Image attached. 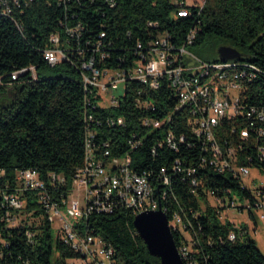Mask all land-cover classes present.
<instances>
[{"label": "trees", "instance_id": "16d2710c", "mask_svg": "<svg viewBox=\"0 0 264 264\" xmlns=\"http://www.w3.org/2000/svg\"><path fill=\"white\" fill-rule=\"evenodd\" d=\"M178 3L114 0L111 7L105 0H32L14 19L0 15V197L2 191L15 186L19 172L31 169L46 181L50 175H59L66 185L62 188H70L86 162V117H124L126 128L94 125L98 141L112 138L113 157L129 154L131 169L148 176L155 195L166 192L160 204L169 218L173 213L182 217L193 239L191 260L195 264H264V253L254 241L241 242L248 237L247 230L222 222L223 209L212 206L208 195L212 192L221 199L236 196L244 201L251 193L232 175L210 164L211 150L205 152V140L194 134L189 124L192 111L181 107L175 88L162 82L159 90L143 94L142 98L154 103L155 111L136 107V92L147 90L137 82L126 87L119 107L108 111L86 107L81 65L92 57L101 71L129 73L137 61L149 55L151 44L160 35H167L174 49L185 45L193 30L196 35L188 50L208 40H225L230 45L224 46L241 53L239 62L253 67L254 79L244 83L243 115L225 119L215 129L216 142L224 149L235 147L239 166L264 173V136L260 134L264 123L252 114L254 109L264 108V0H206L202 9L184 3L182 7L190 11L186 18L177 16ZM77 27L79 38L69 37L67 31ZM56 34L65 43L69 39V51L66 60L52 67L44 52ZM216 62L221 60L206 63ZM50 71L54 77H46ZM59 72L64 76H57ZM221 74H229V68ZM146 117L171 120L155 129L143 126ZM245 129L249 137L243 140ZM169 131L177 138L184 135L186 142L177 139L179 147L172 149L166 141ZM130 141L141 143L132 146ZM98 147L105 150L102 142ZM176 162L180 171L174 169ZM163 168L169 177L166 188L160 187ZM25 198L27 211L37 210L34 216H22L16 228L5 221L9 208L0 199V238L4 241L0 243V264H64L75 258L70 247L55 239L48 220L40 219L43 211L37 199L30 193ZM253 212L249 215L255 220ZM135 215L119 207L112 214L90 218L87 227L114 249L115 264H160L137 234ZM36 216L42 221L44 235L32 243L25 231L37 228ZM233 231L238 236L230 241ZM174 239L179 249L187 243L180 231L174 233ZM183 262L188 264V260Z\"/></svg>", "mask_w": 264, "mask_h": 264}, {"label": "built area", "instance_id": "2783aa9c", "mask_svg": "<svg viewBox=\"0 0 264 264\" xmlns=\"http://www.w3.org/2000/svg\"><path fill=\"white\" fill-rule=\"evenodd\" d=\"M30 1L32 0H0V15L14 19L19 13L24 12ZM105 1L111 7L114 6V0ZM184 3L186 2L179 1L178 3L181 6L177 9L179 18L190 16V11L182 7ZM203 3L200 5L186 4L202 9L206 0ZM79 28L69 29L68 36L79 38ZM195 35L196 31L193 30L187 43L178 49H174L167 35L158 36L150 46L149 55L137 61L129 73L109 69L101 71L95 66L94 57L85 61L81 69L84 73L83 83L87 86L86 107L94 109L100 107L105 111L112 107H119L124 101L114 95L119 85L128 87L133 82H145L147 90L139 89L134 97V103L140 110L155 111L154 103L142 96L148 90H159L162 82H168L170 87L176 89L181 107L187 106L192 111L193 120L189 124L192 125L194 134L205 140L203 142L205 152H208L210 148L212 154L210 164L219 171L232 175L251 193V198H246L242 206H238L234 196L221 199L212 192H208L212 206L223 210L238 209L241 213L245 211L249 213L254 209L256 213L262 212L256 217L264 221V186L254 183L252 187L247 184L246 180L251 176V168L239 166L235 147L222 148L216 142L215 131L225 119H235L243 115L242 97L247 89L244 83L253 81L254 76L251 71L253 67L239 60L216 63L198 61L196 63L193 60L194 56L188 51V46L192 44ZM68 43L69 39L65 43L57 34L51 36L50 46L44 52L45 60L50 66L54 67L67 59ZM221 67H229V74H221ZM252 114L257 115L259 122L264 123V108L259 111L254 109ZM247 117L251 118V115L248 114ZM86 120L89 123L85 140L86 162L70 188H62L66 185L59 175H50L46 181L38 171L31 169L19 172L15 186L2 191L0 199L3 200V207L9 208L5 221L10 228L18 227L22 216L26 214L34 216L36 213L37 209L30 213L27 211L26 193L32 194L37 199L43 211L40 219L46 218L51 225L50 231L55 239H59L70 247L76 255L64 264H115L114 249L87 227L89 219L94 216L112 214L119 207L127 208L133 213L162 209L168 216L167 209L160 204L161 200L166 197V192L155 195V187L148 176L138 174L131 169L132 160L129 154L113 157L110 152L112 138L107 141H98V132L93 128L94 125L102 127L105 124L109 129L116 126L126 128L128 123L124 117L101 119L91 114L86 117ZM170 120V118L159 120L146 117L142 119V123L144 127L160 129ZM260 134L264 136V129ZM248 137V130H243L241 138L246 140ZM177 139L178 143L186 142L184 135L177 138L174 132H168L166 141L174 150L179 147ZM99 142L105 145L104 151L98 147ZM130 143L132 146H137L141 142L130 141ZM261 152L264 156V148H261ZM204 163L207 161L205 160ZM179 168L180 163L176 162L174 169L180 171ZM191 172L193 170L188 173ZM168 186L169 177L166 169L163 168L160 187ZM252 198L255 203H252ZM40 219L36 216L37 228L25 231L26 238L32 243L37 241L38 235H44V231L40 228L42 227ZM168 219L173 234L178 231L182 232L187 242H183V246H180L181 257L186 258L188 264H195L191 260L193 239L186 231L182 217L173 213L170 218L168 216ZM72 224H81V231H72ZM237 236L236 232H231L230 241H235ZM0 243H4L1 238ZM55 255L59 257V253Z\"/></svg>", "mask_w": 264, "mask_h": 264}, {"label": "rangeland", "instance_id": "374dc122", "mask_svg": "<svg viewBox=\"0 0 264 264\" xmlns=\"http://www.w3.org/2000/svg\"><path fill=\"white\" fill-rule=\"evenodd\" d=\"M185 1L186 3H194L196 5H200L204 2V0H179ZM204 5V3L202 4ZM230 45L229 42L225 40H208L201 46H195L190 48L188 51L194 56V61L198 63V61L202 62H214L219 60L218 49L221 46ZM196 65V64H195ZM191 66H194L191 64ZM46 77H54L55 74L53 72H47ZM57 76H64V73L59 72ZM126 86L119 85L118 89L114 92L115 96L123 97L125 94ZM249 186H254V183L257 185L264 186V173L261 172L257 168L251 169V176L246 180ZM235 200L238 206H242L243 201L240 197L235 196ZM264 212V211H263ZM262 212H253L254 216H259ZM220 220L224 223L230 222L237 229L244 228L248 232V237L241 239V242H246L248 239L254 241L259 250L264 253V221H260L258 219L252 220L248 211L243 213L239 212L238 209H225L221 212V216H219ZM58 227V225H57ZM188 237V235H186Z\"/></svg>", "mask_w": 264, "mask_h": 264}, {"label": "water", "instance_id": "95a60500", "mask_svg": "<svg viewBox=\"0 0 264 264\" xmlns=\"http://www.w3.org/2000/svg\"><path fill=\"white\" fill-rule=\"evenodd\" d=\"M218 54L222 62L238 60L241 57L239 51L229 46L219 47ZM134 227L148 253L157 258L160 264H184L168 216L162 209L143 211L135 215Z\"/></svg>", "mask_w": 264, "mask_h": 264}, {"label": "bare ground", "instance_id": "6f19581e", "mask_svg": "<svg viewBox=\"0 0 264 264\" xmlns=\"http://www.w3.org/2000/svg\"><path fill=\"white\" fill-rule=\"evenodd\" d=\"M229 67H221V73L224 71L225 72V69H228ZM137 83H139V84H141V85H144L145 86V82H137ZM84 84V83H83ZM127 87V86H126ZM84 89H85V91H86V93H87V86H85V84H84ZM125 92H126V90H125ZM125 95V94H124ZM122 98L123 97H119V100H122ZM222 173V172H221ZM137 214H139V213H136V215ZM79 226H81L80 224H72V231H79ZM179 249V248H178ZM179 252H180V249H179ZM183 259V261H187V259L186 258H182Z\"/></svg>", "mask_w": 264, "mask_h": 264}]
</instances>
